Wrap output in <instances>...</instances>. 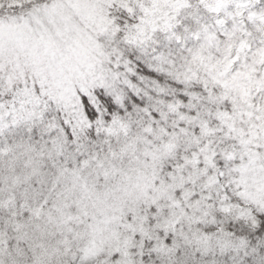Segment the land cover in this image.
I'll return each instance as SVG.
<instances>
[{
    "label": "snow or ice",
    "instance_id": "1",
    "mask_svg": "<svg viewBox=\"0 0 264 264\" xmlns=\"http://www.w3.org/2000/svg\"><path fill=\"white\" fill-rule=\"evenodd\" d=\"M0 264H264V0H0Z\"/></svg>",
    "mask_w": 264,
    "mask_h": 264
}]
</instances>
